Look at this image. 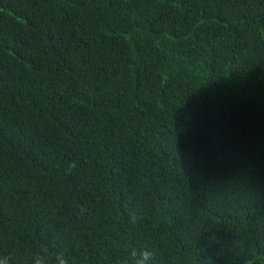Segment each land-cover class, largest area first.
<instances>
[{"label": "trees", "instance_id": "obj_1", "mask_svg": "<svg viewBox=\"0 0 264 264\" xmlns=\"http://www.w3.org/2000/svg\"><path fill=\"white\" fill-rule=\"evenodd\" d=\"M264 264V0H0V264Z\"/></svg>", "mask_w": 264, "mask_h": 264}, {"label": "clouds", "instance_id": "obj_2", "mask_svg": "<svg viewBox=\"0 0 264 264\" xmlns=\"http://www.w3.org/2000/svg\"><path fill=\"white\" fill-rule=\"evenodd\" d=\"M151 258H152V253L147 251L143 252L141 255V264H148V262L151 261ZM62 264H66V262L63 260Z\"/></svg>", "mask_w": 264, "mask_h": 264}]
</instances>
